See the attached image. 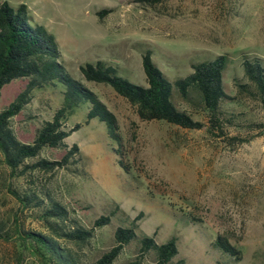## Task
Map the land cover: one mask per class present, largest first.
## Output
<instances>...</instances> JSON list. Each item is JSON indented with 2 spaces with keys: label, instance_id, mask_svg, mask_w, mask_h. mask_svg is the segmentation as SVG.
<instances>
[{
  "label": "rangeland",
  "instance_id": "1",
  "mask_svg": "<svg viewBox=\"0 0 264 264\" xmlns=\"http://www.w3.org/2000/svg\"><path fill=\"white\" fill-rule=\"evenodd\" d=\"M3 0H0V2ZM27 6L30 24H41L59 45L61 63L76 80L98 95L115 115L119 145L107 136L96 118L86 120L88 101H81L65 125L81 126L66 143L80 148V174L65 168L36 174L85 227L115 213L108 224L94 229L82 251L89 264L113 244L118 226L131 221L137 234L157 243L176 239L178 264H264V109L258 101L237 97L226 106L234 114L226 134L216 137L200 129H186L161 120H141L134 107L109 85L87 81L79 66L103 60L118 74L147 86L141 55L148 49L157 67L173 81L192 71L191 64L224 54L225 90L236 95L242 80L243 57H259L264 65V0H166L155 5L135 0H6ZM99 12V14L97 13ZM14 79L0 90V111L25 86ZM64 85L55 81L33 92L32 100L11 119L18 138L30 143L37 127L51 118L63 100ZM172 101L205 122V113ZM257 124V125H254ZM231 136L249 138L231 142ZM119 149L115 153L113 149ZM63 151L45 148L41 155L59 159ZM121 160L126 168H122ZM26 182L12 177L0 153V221L12 228L45 232L29 209H21L8 191ZM238 248L234 261L213 246L215 236ZM152 264V254L139 256L138 243L124 246L112 264ZM0 264H43L41 258L11 233L0 240Z\"/></svg>",
  "mask_w": 264,
  "mask_h": 264
},
{
  "label": "trees",
  "instance_id": "2",
  "mask_svg": "<svg viewBox=\"0 0 264 264\" xmlns=\"http://www.w3.org/2000/svg\"><path fill=\"white\" fill-rule=\"evenodd\" d=\"M135 1L152 6L166 0ZM26 14L24 3L13 6L6 0L0 2V90L14 79L27 78L25 86L0 111V153L10 175L26 182L21 189L9 187L8 191L21 209L31 210L45 232L24 230L16 222L9 228L0 221V240H8L11 233H15L20 242L39 255L43 264H83L82 251L89 245L94 229L108 224L119 207L116 206L110 214L97 217L92 227H85L63 202L38 182L36 174L58 168L81 173L80 148L76 143H66V138L81 124L65 125L67 116L81 101L89 103L86 120L96 118L103 122L107 136L119 145L117 120L96 93L65 69L55 36L41 24H30ZM227 62V56L221 54L192 63L190 73L170 81L152 60L150 50L146 49L141 55V63L147 86L129 81L118 74L113 63L103 60L86 62L79 66V70L85 80L109 85L134 107L141 120H161L186 129L205 126L207 132L220 137L226 134V125L234 123L235 115L227 112L226 106L237 97L258 101L264 109V65L261 58L243 57V78L234 81L236 95L228 94L224 87ZM55 81L64 85L61 106L50 119L41 122L30 143L21 141L11 119L30 103L34 91L54 85ZM173 91L191 108L204 112L205 122L194 119L189 111L175 105L171 99ZM229 139L236 143L249 140L238 136ZM45 148L60 149L63 153L59 159H49L41 155ZM113 151L119 153L118 148ZM117 163L126 168L121 160ZM136 229L134 221L116 227L114 244L89 264H112L124 246L132 241L138 243L140 257L153 255L152 264H178L173 260L178 253L175 237L157 243L152 236L137 234ZM212 244L234 261L241 258L240 250L222 235L217 234ZM126 264H139V258Z\"/></svg>",
  "mask_w": 264,
  "mask_h": 264
}]
</instances>
